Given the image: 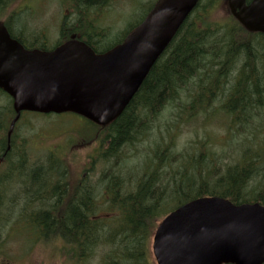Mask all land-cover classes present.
Wrapping results in <instances>:
<instances>
[{"label": "trees", "instance_id": "1", "mask_svg": "<svg viewBox=\"0 0 264 264\" xmlns=\"http://www.w3.org/2000/svg\"><path fill=\"white\" fill-rule=\"evenodd\" d=\"M24 1L0 0V21L23 45H31L26 47L50 49L47 40L35 43L18 32L25 29ZM112 1L60 0V4L82 11L108 7ZM200 2L116 120L101 127L73 113L64 114L92 126L81 145L96 144L74 183L63 162L70 142L61 155L53 147L31 160L33 135L20 131L26 112L8 140L15 111L10 96L0 89V256H5L15 226L14 234L24 232L38 242L59 241L58 253L67 264H83L100 245L107 246L101 264H152L154 231L177 206L208 195L264 204V53L253 48L251 39L264 33L247 30L230 13L223 21L212 19V9L225 0H212L202 10ZM2 11L8 13L6 17ZM83 17L61 19L57 44L85 39L88 20ZM169 106L176 108L175 122L202 112L229 119L227 149L217 151L204 139L194 153L178 152L170 140L163 151L150 156L143 171H131L128 149L147 142L153 130L163 126ZM67 140L76 142L75 132ZM233 140L241 151L227 155ZM100 162L103 168L97 170ZM166 201L175 205L166 210Z\"/></svg>", "mask_w": 264, "mask_h": 264}, {"label": "water", "instance_id": "2", "mask_svg": "<svg viewBox=\"0 0 264 264\" xmlns=\"http://www.w3.org/2000/svg\"><path fill=\"white\" fill-rule=\"evenodd\" d=\"M200 0H157L124 40L104 52L69 40L27 49L0 22V88L13 100L10 141L23 112H71L107 126L131 102ZM249 31L264 33V0H227ZM157 264H264V204L216 195L185 202L158 224Z\"/></svg>", "mask_w": 264, "mask_h": 264}, {"label": "rangeland", "instance_id": "3", "mask_svg": "<svg viewBox=\"0 0 264 264\" xmlns=\"http://www.w3.org/2000/svg\"><path fill=\"white\" fill-rule=\"evenodd\" d=\"M156 1L113 0L106 9V18L103 20V24L108 28L101 37L99 48L101 50L109 49L123 40L127 33L145 18ZM210 1L212 0H201L199 10H202ZM213 1L216 3L219 0ZM29 6L33 11V16L36 18L37 25L48 24L51 37L54 31L56 32L59 20L63 15L60 3L57 0H50L42 7L38 0H31L29 1ZM2 13L4 17L8 14L5 11H2ZM25 14L30 15L31 13L28 10ZM228 14L227 2H223V4L220 2L211 12L212 19L219 21L226 19ZM33 29L35 28L32 27L31 30ZM251 39L254 45L251 46L258 51H260V47L262 49L260 53H264V35H253ZM247 40H249V37L245 39V41ZM55 43L56 39L54 36L51 38L50 44L55 45ZM174 109L176 108L173 106H169L166 109L162 119L164 122L163 126L155 128L151 138L147 142L134 145V147L128 149L127 155H129V158L127 163L134 166L131 171H143L150 163V156L157 150L163 151L165 142L167 143L170 140L175 143V150L178 152L186 149L188 152L194 153L198 142L204 141V139L208 140V146L217 151L227 149L229 139L227 126L230 124L228 123L229 119H225L218 114L215 117H210L202 112L191 119L180 118L175 122L178 117L175 115ZM91 130H93L92 126L85 125L82 119L76 118L71 114L44 116L34 112H27L25 114L20 128L21 133H24V135H33L31 137L32 147H34L31 157L32 161L35 157L44 155L53 147L58 151L57 154H62L63 149H65L63 146L68 145L70 142V149L65 152V161L63 162L70 169L72 183L76 182V179L84 173V169L88 166V164L86 165L88 157L96 149V144H90L89 146L81 145V142H85L83 140H87L86 138ZM70 131L75 132L76 142L74 143L67 140L70 136L72 138L73 133L68 135V137L66 136V133ZM79 135H81L80 140H78ZM238 143H235L234 140L230 143L227 155L233 151H241V146ZM102 168L103 163L100 162L97 165V170ZM185 184L186 179L182 185L184 186ZM174 205V201H166L164 208L169 210ZM12 229V227L9 228L10 232ZM15 230L14 226L12 234L8 236L6 241L4 249L6 254L5 256L3 255L4 257L0 256V264H67L65 256L58 253L59 241L45 242L40 240L38 242L35 238L31 237L32 239H29L24 232L14 234ZM152 239L150 243V257L152 264H157L152 251ZM106 251L107 246L100 245L95 254L83 264H101L102 256Z\"/></svg>", "mask_w": 264, "mask_h": 264}, {"label": "flooded vegetation", "instance_id": "4", "mask_svg": "<svg viewBox=\"0 0 264 264\" xmlns=\"http://www.w3.org/2000/svg\"><path fill=\"white\" fill-rule=\"evenodd\" d=\"M27 0L24 1V3L21 5L22 10L24 11V13H27L28 10L31 13L30 15H24L21 24L25 25V29H20L18 32L20 34H22L26 39L32 40V41H36L37 42H44V41H48V46L49 48H54L60 44H57V42L61 39L60 38V26L62 23V20L64 19V17L69 16V19H71L73 21V18L77 17V15H81L83 14V19L86 17V19L88 20V29L86 30V35L84 36V42L87 43L86 40H89L91 46L94 50H96L95 48V44H97L98 46L101 44V37L105 32V29H107L108 27L104 26L103 24V20L106 18V9L107 6H96L91 8L90 10L88 9H84L81 11V9H75L66 7V6H62V4H60L61 6V12H63L62 17L59 20V24L56 28V32L54 31V35L52 34L50 37V28L47 25H37L36 22V18L35 16H33V11L30 9L29 6V2L26 5ZM40 2V5L42 7H44L50 0H38ZM60 3V0H57ZM62 19V20H61ZM32 27H34L35 29L31 30ZM52 31V29H51ZM55 36L56 39V43L55 45H51V38ZM68 40H64V42H66ZM34 43V44H35ZM32 44V45H34ZM25 46V45H24ZM26 46H31V45H26ZM25 46V47H26ZM33 48H35V46H32ZM30 48V47H27ZM100 52V51H97ZM102 52V51H101ZM94 124V123H93Z\"/></svg>", "mask_w": 264, "mask_h": 264}]
</instances>
